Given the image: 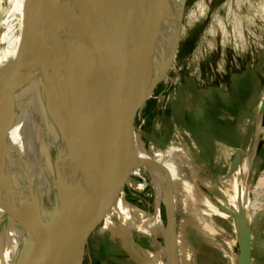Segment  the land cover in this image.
Returning <instances> with one entry per match:
<instances>
[{
  "label": "rangeland",
  "instance_id": "obj_1",
  "mask_svg": "<svg viewBox=\"0 0 264 264\" xmlns=\"http://www.w3.org/2000/svg\"><path fill=\"white\" fill-rule=\"evenodd\" d=\"M30 11L24 21L26 27L32 24ZM19 13L22 15V10ZM16 22L19 23L18 35L8 44L13 59L23 40L20 39L21 20ZM182 25L181 40L168 80L155 90L134 122L135 131L146 143L150 157L144 153L143 164L134 141L124 140L129 136L123 138L116 154L123 151L121 155L126 156L117 176L126 184L122 182L119 186L111 176L107 177L89 203L81 232V242L87 247L89 257L83 264H164L161 236L151 223L143 225L138 221L137 215V211L149 213V206L141 200H151L153 194L169 193L170 199L173 198L168 192L172 191L171 187L167 190L162 163L176 178L173 188L182 196L178 204V225L175 224L177 229L179 227L180 263L236 264L232 241L228 239L233 235L232 220L224 218L202 194L211 193L220 198L234 193V197H239L235 186H227L235 189L230 195L228 191L232 189L214 184L212 178L219 180L224 171L208 167L219 146L215 136L226 133V127L228 133L237 129L239 134L247 135L248 140L243 145L254 146L256 157L260 159L248 182H239V189L250 219L252 264H264V113L261 111L264 101V0H187ZM8 61L11 60L4 65ZM173 79L175 84L160 96ZM148 158L157 163L160 171L159 177L152 172V182L140 178L141 172L146 175L144 167L151 173L146 163ZM111 163L114 165L115 161L112 159ZM123 166L130 167V172ZM242 175L240 171L239 177ZM157 179L161 192L157 191L160 189ZM185 183H191L193 194ZM162 184L167 191H163ZM258 188H262L263 194L257 201L253 191ZM100 196L104 197L99 204ZM123 201L131 211L122 210L120 203ZM220 201L237 206L236 201ZM256 204L260 206L253 211L251 207Z\"/></svg>",
  "mask_w": 264,
  "mask_h": 264
},
{
  "label": "water",
  "instance_id": "obj_2",
  "mask_svg": "<svg viewBox=\"0 0 264 264\" xmlns=\"http://www.w3.org/2000/svg\"><path fill=\"white\" fill-rule=\"evenodd\" d=\"M186 4L187 0H181L175 8V0H29L32 24L23 33L16 57L0 67V117L49 50L78 35L83 41L84 69L69 108L77 128L76 167L82 174L80 188L71 195L70 185L53 165L52 175L57 179L53 205L42 208L40 202L31 209L29 238L23 241L14 264H74L89 203L107 177L119 186L125 183L117 172L126 155L116 152L125 136L132 137L138 112L168 77L181 40ZM48 25L51 39H47ZM261 111L264 113V101ZM144 152L150 157L145 146ZM87 159L94 164L84 171ZM112 159L114 168L105 173ZM148 159L146 163L159 177L157 163ZM162 189L166 190L163 184ZM218 206L237 226V264H252L250 219L243 202L239 199V211ZM22 209L13 211L18 229H23Z\"/></svg>",
  "mask_w": 264,
  "mask_h": 264
},
{
  "label": "bare ground",
  "instance_id": "obj_3",
  "mask_svg": "<svg viewBox=\"0 0 264 264\" xmlns=\"http://www.w3.org/2000/svg\"><path fill=\"white\" fill-rule=\"evenodd\" d=\"M61 1L67 0H59V3ZM180 2L181 0H175V8ZM48 23L51 25L49 21ZM49 25L47 39H51L52 35ZM182 31L183 25H181V35ZM77 36L66 40L65 43L60 42L49 50L45 59L38 62V68L30 76L29 83L19 90L15 98L7 102L0 117V264H14L23 241L29 238L33 221L31 209L40 202L42 208L52 207L54 187L57 185V179L52 175L53 165L59 167L58 171L61 170L66 183L70 185L71 195L80 188L82 172L81 170L79 172L76 167L79 149L77 128L73 109L69 108L70 96L75 92L77 81L84 69V59L80 48L83 41L82 39L80 41ZM131 139L138 150L139 158L145 164L146 143L136 131H133L132 137H126L124 140L132 142ZM88 159L84 163V171L94 164L91 159L89 161ZM163 164L162 170L166 185L168 184L167 190L170 186L172 191L168 192L172 193L173 198L171 197V200L169 194L162 195L163 198L159 194H153L151 200H141L149 206V213L146 215L137 211L138 221H141L143 225L147 222L151 223L156 233L161 236L164 264H181L177 241L179 227L177 229L176 225L179 221L178 204L182 196L173 188L176 178L171 172L168 173ZM113 168L110 162L105 173L111 172ZM144 168L146 175L143 176L141 172L140 178L144 177L152 182L153 170L150 169V173L146 167ZM247 171L248 168L245 166L246 174ZM158 188L160 189L157 191L161 192L159 180ZM253 193H255V200L258 201L263 194L262 188L255 189ZM122 200H125L124 197ZM120 205L122 210L125 208L131 211L126 202L123 201ZM259 206V204H256V207L252 205L251 209L256 211ZM15 207H23V229H18L14 225ZM174 216L177 217L176 222ZM88 257L89 251L79 237L74 264H83Z\"/></svg>",
  "mask_w": 264,
  "mask_h": 264
},
{
  "label": "crops",
  "instance_id": "obj_4",
  "mask_svg": "<svg viewBox=\"0 0 264 264\" xmlns=\"http://www.w3.org/2000/svg\"><path fill=\"white\" fill-rule=\"evenodd\" d=\"M22 10V15H20L19 11ZM15 11V13H13ZM29 14V0H9L8 2H5L4 0H0V66L4 65L7 60H13V57L11 58V54L9 52L8 44L9 42L15 40V38L18 35L19 31V23L16 22V20H21L22 24V29H21V38L23 37V33L26 30V26L24 25V21L27 19ZM22 41V40H21ZM21 41L17 50V53L19 52L20 46H21ZM17 55V54H16ZM15 55V56H16ZM9 62V61H8ZM174 127V126H173ZM174 131V130H173ZM226 133L223 132L221 133L222 135L215 136V142L218 143V149L215 150L217 151V154L212 157L211 164L208 166L210 169H219L222 170L221 172L224 171V176L217 180L215 177L212 178L214 184L219 185V187L226 186V188L230 187L231 185L233 188L235 186L236 189H238L237 193L239 194V197H234V191L232 188H228L229 190L233 191H228V193L232 196H221L220 198L213 197L211 193H203L202 194L208 198V200H211L215 206V208L223 214V217L226 219H231L233 223V235L232 237L229 236L228 239H231L232 243V255L235 259V262L237 264V256L239 254V236H238V230L237 226L235 224V221L232 217L226 215L223 213L218 205H222L226 208H232L235 209L236 211H239L238 208V201L241 199V190L239 189V182L244 181L245 183L248 182L247 177H251V173L253 169L260 163V159L256 157V151L254 149V146L252 145H246L244 146L243 143H245L246 140H248L247 135L245 134H239V131L236 129L232 133L227 132V127H226ZM244 132V130H243ZM212 138L213 135L211 136ZM240 142V144H239ZM241 147V148H240ZM235 150V151H234ZM215 151V153H216ZM238 152V153H237ZM173 160V158H171ZM248 168L247 174L244 172V167ZM242 171V177H239V172ZM215 175V174H214ZM244 176V177H243ZM245 176L246 179H245ZM182 178V174H181ZM244 178V180L242 179ZM247 180V181H246ZM183 182L184 179H183ZM197 183V182H196ZM201 183V182H199ZM231 183V184H228ZM191 184V183H189ZM188 183H185V185H189ZM198 184V183H197ZM200 186V184L198 185ZM228 186V187H227ZM192 188V185L189 189ZM200 188V187H199ZM201 189V188H200ZM193 190V189H192ZM192 190L190 189V193L193 194ZM189 191V190H188ZM189 194L188 192H186ZM186 194V195H187ZM194 194H196L194 192ZM197 196V195H196ZM197 197H195L196 199ZM206 198V199H207ZM228 199L231 201H236L237 206L229 205L226 204L222 201L219 202V200H224ZM252 234V232H251ZM253 243V242H252ZM237 250V253L235 251Z\"/></svg>",
  "mask_w": 264,
  "mask_h": 264
},
{
  "label": "built area",
  "instance_id": "obj_5",
  "mask_svg": "<svg viewBox=\"0 0 264 264\" xmlns=\"http://www.w3.org/2000/svg\"><path fill=\"white\" fill-rule=\"evenodd\" d=\"M168 78V77H167ZM168 80V79H167ZM175 82H176V80L175 79H173V80H170V82L169 83H167L168 84V87L166 86V89H171V87L175 84ZM165 89V90H166ZM168 92V91H167ZM161 99H162V97L159 99L160 101H161Z\"/></svg>",
  "mask_w": 264,
  "mask_h": 264
}]
</instances>
